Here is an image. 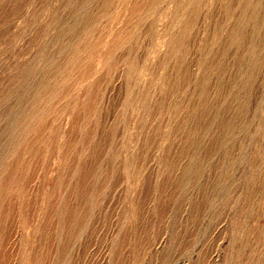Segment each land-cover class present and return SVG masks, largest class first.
<instances>
[{
    "label": "rangeland",
    "instance_id": "1",
    "mask_svg": "<svg viewBox=\"0 0 264 264\" xmlns=\"http://www.w3.org/2000/svg\"><path fill=\"white\" fill-rule=\"evenodd\" d=\"M0 264H264V0H0Z\"/></svg>",
    "mask_w": 264,
    "mask_h": 264
}]
</instances>
